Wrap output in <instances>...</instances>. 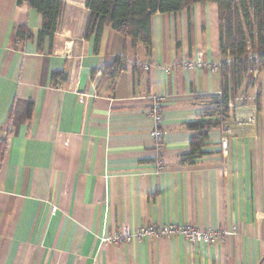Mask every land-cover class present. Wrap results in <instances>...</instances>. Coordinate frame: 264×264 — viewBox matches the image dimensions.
<instances>
[{
  "label": "crops",
  "instance_id": "obj_1",
  "mask_svg": "<svg viewBox=\"0 0 264 264\" xmlns=\"http://www.w3.org/2000/svg\"><path fill=\"white\" fill-rule=\"evenodd\" d=\"M62 1L60 27L39 50L40 13L0 0V264H264V121L209 129L204 154L185 161L188 123L208 119L222 89L218 5L156 12L148 56L111 26L94 51L87 0ZM19 26L33 37L15 41ZM121 55V73L103 75ZM198 55L204 64L184 65ZM52 71L67 79L53 84ZM155 98L165 111L159 173ZM150 223L235 231L211 244L101 240Z\"/></svg>",
  "mask_w": 264,
  "mask_h": 264
},
{
  "label": "trees",
  "instance_id": "obj_2",
  "mask_svg": "<svg viewBox=\"0 0 264 264\" xmlns=\"http://www.w3.org/2000/svg\"><path fill=\"white\" fill-rule=\"evenodd\" d=\"M36 9L42 18L36 35L37 48L41 50L46 39L52 41L58 31L64 10L62 0H17ZM214 2L218 5L220 24L221 60L218 66L222 79L221 93L216 96L215 107L207 109L204 116L188 123L196 131L191 141V151L186 162H194L204 154L208 144V130L219 127L229 117L228 106L251 77L257 61L264 68V0H87L90 16L85 37L93 39L94 51L99 50L101 36L106 26H111L131 39L132 46L144 48L146 55L152 53L151 19L156 12H177L190 8L195 3ZM33 34L27 26L15 30V41L31 39ZM124 57L116 56L102 68V74L115 79L124 69ZM94 73V72H93ZM65 81L67 74L52 71L51 81ZM220 118H214L216 115Z\"/></svg>",
  "mask_w": 264,
  "mask_h": 264
},
{
  "label": "built area",
  "instance_id": "obj_3",
  "mask_svg": "<svg viewBox=\"0 0 264 264\" xmlns=\"http://www.w3.org/2000/svg\"><path fill=\"white\" fill-rule=\"evenodd\" d=\"M204 64L202 55H198L195 60H188L184 63L187 68H193L196 65ZM149 69V66H145ZM221 93V92H220ZM164 106L159 98H155L151 101L149 114L153 122L152 135L154 137V163L155 171L157 173L163 172L166 168L165 165V143L164 135L166 130L162 127L164 120ZM226 133L231 130L227 126H223ZM225 133V135H227ZM228 137L221 138V146L224 150L228 147ZM235 230L221 227H198L191 223H166V224H155L150 223L147 225L139 226L132 229L128 224L121 225L113 234L102 237V242L111 243H134L145 239H159V238H170L174 235H180L186 239L190 244H211L217 241H223L226 237L233 234Z\"/></svg>",
  "mask_w": 264,
  "mask_h": 264
},
{
  "label": "rangeland",
  "instance_id": "obj_4",
  "mask_svg": "<svg viewBox=\"0 0 264 264\" xmlns=\"http://www.w3.org/2000/svg\"><path fill=\"white\" fill-rule=\"evenodd\" d=\"M203 58V57H202ZM250 79L240 89L239 94H236L234 99L228 106L226 111L227 119L220 125V128L227 126L233 122H258L264 121V68H260V63L257 61L254 70L251 71ZM213 100L212 108L216 106ZM220 118V115L214 116ZM229 129V128H228Z\"/></svg>",
  "mask_w": 264,
  "mask_h": 264
}]
</instances>
